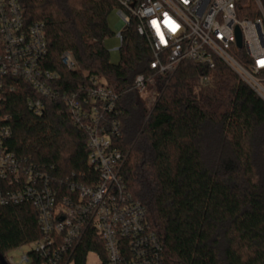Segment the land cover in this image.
Returning a JSON list of instances; mask_svg holds the SVG:
<instances>
[{"label":"trees","instance_id":"1","mask_svg":"<svg viewBox=\"0 0 264 264\" xmlns=\"http://www.w3.org/2000/svg\"><path fill=\"white\" fill-rule=\"evenodd\" d=\"M20 2L28 25H44L45 68L60 74L63 92L84 84L80 72L88 71L119 95L113 145L127 154L121 179L144 206L164 264H264V100L221 62L213 70L183 62L156 78L159 96L148 109L131 89L136 75L148 73L145 41L133 26L125 30L117 64L103 46L114 0ZM65 51L77 72L61 66ZM203 77L208 82L200 84ZM19 86L4 108L8 151L56 179L87 173V134L61 103H47L45 115L35 116L26 106L29 88ZM41 236L30 203L0 207V256ZM90 252L107 264L91 236L70 262L85 264Z\"/></svg>","mask_w":264,"mask_h":264},{"label":"built area","instance_id":"2","mask_svg":"<svg viewBox=\"0 0 264 264\" xmlns=\"http://www.w3.org/2000/svg\"><path fill=\"white\" fill-rule=\"evenodd\" d=\"M114 1L120 47L123 32L133 26L149 50L148 73L136 75L131 88L147 108L159 96L156 78L183 62L209 70L221 62L264 100V0ZM47 55L44 25L25 22L20 0H0V207L30 203L42 235L5 252V263L73 264L71 255L91 236L102 243L107 264H164L144 206L121 179L127 154L113 145L119 95L88 71L80 72L84 84L63 92L60 74L45 68ZM60 64L78 71L69 51L61 54ZM20 82L29 88L26 106L35 116L45 115L47 103H61L87 134V173L56 179L8 151L12 130L4 108Z\"/></svg>","mask_w":264,"mask_h":264},{"label":"rangeland","instance_id":"3","mask_svg":"<svg viewBox=\"0 0 264 264\" xmlns=\"http://www.w3.org/2000/svg\"><path fill=\"white\" fill-rule=\"evenodd\" d=\"M119 19L117 17L116 11L113 10L108 16V26L110 29V35H108L103 40V45L105 50L109 53V61L112 64H117L120 58V52L118 48H120V41L116 37L115 33L118 31ZM242 62V60L240 59ZM264 86V82L262 83ZM149 109V108H148ZM17 257L18 255L12 254ZM85 264H102L99 260V256L95 252H90L87 254L85 259Z\"/></svg>","mask_w":264,"mask_h":264},{"label":"water","instance_id":"4","mask_svg":"<svg viewBox=\"0 0 264 264\" xmlns=\"http://www.w3.org/2000/svg\"><path fill=\"white\" fill-rule=\"evenodd\" d=\"M237 46H238V47L241 46L240 35H239L238 32H237ZM0 264H6L2 256H0Z\"/></svg>","mask_w":264,"mask_h":264}]
</instances>
